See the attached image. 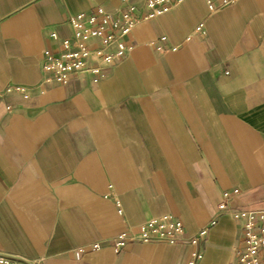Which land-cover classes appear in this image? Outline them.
<instances>
[{
	"label": "crops",
	"instance_id": "crops-1",
	"mask_svg": "<svg viewBox=\"0 0 264 264\" xmlns=\"http://www.w3.org/2000/svg\"><path fill=\"white\" fill-rule=\"evenodd\" d=\"M134 2L130 49L110 73L61 83L43 69L44 51L62 49L71 15L120 0H0L3 253L187 264L190 237L207 226L200 264H228L243 245L231 210L264 211V0L214 10L164 0L156 13ZM169 213L184 223L176 243L115 250L119 232Z\"/></svg>",
	"mask_w": 264,
	"mask_h": 264
},
{
	"label": "built area",
	"instance_id": "built-area-1",
	"mask_svg": "<svg viewBox=\"0 0 264 264\" xmlns=\"http://www.w3.org/2000/svg\"><path fill=\"white\" fill-rule=\"evenodd\" d=\"M236 0H206L210 10L229 5ZM164 0H147V5L154 13L158 12L157 3ZM134 0H120V4L112 10L101 5L90 11H82L69 17L72 35L60 39L62 49L58 53L44 51L43 69L53 73L54 79L66 83L75 77L87 76L92 82L104 79L123 58L130 46L124 41L138 22ZM202 24L199 25V28ZM59 39L56 32L52 33ZM52 77L48 76L46 80ZM25 97L29 89L18 87ZM239 193H223L220 208L226 209L231 198ZM118 211L122 212L120 203ZM235 219L241 221L243 229V245L236 247L235 257L228 264H264L262 248L264 247V211L251 209L231 210ZM184 233V223L172 214H164L151 218L140 224L138 232L124 229L111 240L116 251L126 249L128 243H149L164 241L176 243ZM208 227L203 226L190 237L193 246L187 264H200L204 257L203 241L206 239ZM93 247L100 246L99 242ZM0 264H45L44 257H23L0 251Z\"/></svg>",
	"mask_w": 264,
	"mask_h": 264
}]
</instances>
